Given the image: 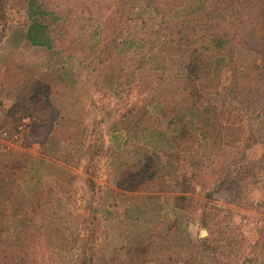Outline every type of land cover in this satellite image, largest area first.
Segmentation results:
<instances>
[{
	"label": "rangeland",
	"instance_id": "1",
	"mask_svg": "<svg viewBox=\"0 0 264 264\" xmlns=\"http://www.w3.org/2000/svg\"><path fill=\"white\" fill-rule=\"evenodd\" d=\"M129 13L118 0H6L0 9V126L31 120L0 149L1 237L25 239L18 223L4 225L12 210L2 204L9 193L19 202V189L36 221L31 264H264V146L183 142L173 158L154 153L155 178L142 191L118 188L120 174L153 153L144 132L128 131L131 112L166 98L127 76L132 34L155 23ZM253 48L232 44L244 64L258 57ZM177 71L167 97L185 108L191 85ZM148 83L158 87L154 76ZM252 111L239 116L243 126ZM159 124L175 135L168 121ZM253 127L239 135L263 139L264 125ZM240 167L257 180L247 192L244 178L230 179ZM201 210L215 215L213 237Z\"/></svg>",
	"mask_w": 264,
	"mask_h": 264
},
{
	"label": "trees",
	"instance_id": "2",
	"mask_svg": "<svg viewBox=\"0 0 264 264\" xmlns=\"http://www.w3.org/2000/svg\"><path fill=\"white\" fill-rule=\"evenodd\" d=\"M125 2L129 3L131 18L145 14L155 21L149 28L132 34L127 76L134 81L140 78L139 84L150 90L161 88L166 98L155 95L143 104L141 111L131 112L128 131L144 132V143L153 153L145 157L136 171L122 172L118 188L142 191L155 178L154 153L158 156L162 150L166 157L173 158L180 150H186L183 142L208 145L212 150L238 142L250 147L264 146V138L239 135L243 130H253L255 125H264V0H118V4ZM5 3L6 0H0L1 10ZM234 42L248 47L254 45L258 57L247 64L238 61L232 49ZM123 46V42L117 44L119 50ZM178 69L191 85L190 102L185 108L174 106L167 97L172 95V82L181 77ZM151 76L158 81V87L146 84ZM251 110L256 116L245 127L239 116L251 114ZM261 115L263 119L258 120ZM160 121L174 126L175 135L165 134L158 127ZM119 131L115 130V138ZM175 151L178 152L175 154ZM243 178L246 192L250 184L257 183L253 171L245 167H240L230 179ZM16 195L19 202L9 193L2 204L3 209L11 206L12 210L4 225L18 223L16 227H22L23 235L28 238L25 236L22 242L19 237L11 240L1 237L8 230L1 226L0 264H31L29 244L33 237L30 235L36 221L29 197L19 189ZM175 200L181 208L188 209L186 198ZM19 210L22 211L18 213ZM214 219V214L203 210L198 215L199 223L209 229L211 237L218 224ZM81 264H86L85 260Z\"/></svg>",
	"mask_w": 264,
	"mask_h": 264
},
{
	"label": "built area",
	"instance_id": "3",
	"mask_svg": "<svg viewBox=\"0 0 264 264\" xmlns=\"http://www.w3.org/2000/svg\"><path fill=\"white\" fill-rule=\"evenodd\" d=\"M30 123L31 120L27 117L18 121L11 131L0 126V149L3 150L6 148L10 144L9 141H18Z\"/></svg>",
	"mask_w": 264,
	"mask_h": 264
}]
</instances>
